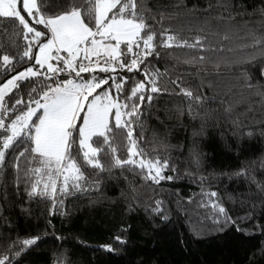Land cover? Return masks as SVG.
<instances>
[{
  "label": "snow or ice",
  "instance_id": "snow-or-ice-1",
  "mask_svg": "<svg viewBox=\"0 0 264 264\" xmlns=\"http://www.w3.org/2000/svg\"><path fill=\"white\" fill-rule=\"evenodd\" d=\"M177 19V25L165 23ZM0 36L15 51L0 43V211L11 187L46 203L49 214L65 215V199L101 192L105 177L120 170L129 212L140 207L167 221L164 201L139 189L158 194L152 185L188 177L200 188L195 207L210 210L204 219L216 232L235 227L251 235L238 221H252V212L233 218L223 200L234 197L211 190L209 177L198 174L203 153L195 138L208 119L214 127L227 125L236 146L226 147L239 166L212 179L243 181L260 198L249 201L252 211L264 206V154L244 157V140L255 135L248 118L264 117V0H208L203 8L176 0L171 11L153 10L148 0H0ZM180 65L194 71L182 72ZM257 66L254 79L248 67ZM165 94L182 97L190 117L201 121L200 131L191 133L197 171L179 172L170 145L154 129L148 134L154 101ZM40 239L18 237L0 264H12Z\"/></svg>",
  "mask_w": 264,
  "mask_h": 264
},
{
  "label": "trees",
  "instance_id": "trees-1",
  "mask_svg": "<svg viewBox=\"0 0 264 264\" xmlns=\"http://www.w3.org/2000/svg\"><path fill=\"white\" fill-rule=\"evenodd\" d=\"M207 2L186 0L189 7L196 4L203 8ZM212 2L215 3V0ZM148 3L153 10L161 8L171 11L176 0H148ZM179 22V19L165 21L172 25ZM9 23L5 21V24ZM0 43L5 44L10 54H15L8 47L5 37L0 36ZM164 66V62H157L161 70ZM178 68L182 72L194 71L184 65ZM248 71L254 79L259 78V66L248 67ZM188 79L192 82L191 76ZM208 91L205 89V92ZM182 99L161 95L154 101L155 115L148 121V134L154 129L158 138L170 145L168 154L181 173L186 169L197 171L190 154L193 143L191 133L193 130L199 132L201 124L199 119L190 117L187 106L181 104ZM211 106L219 107L214 102ZM218 115L211 114L212 117ZM261 119L264 117L259 114L248 118V125L255 135L251 140H244V157L258 158L264 154V137L259 135V130L264 128ZM213 124L214 120L208 119L203 136L195 138L198 150L203 153V163L198 174L203 173L209 177L211 190L219 191L221 196L227 193L234 197L235 202L226 197L223 200L233 218L252 212V221H238V226L247 228L251 235L239 233L235 227L222 233L216 232V226L211 220L204 219L210 210L195 207L200 188L188 177L152 185L154 189L160 190L158 194L139 189L142 196L151 194L164 201L161 207L169 217L167 221L140 207L129 212L127 205L132 201L126 198L128 187L120 176V170H115V178L105 177L101 192L77 194L65 199V215H51L46 203L29 201L23 191L15 194L9 187L7 199L0 211V256H11L9 246L18 237L39 236L41 239L37 245L14 259L12 264H264V206L252 211L249 201L259 203L260 198L254 194L255 189L250 192L243 181L212 179L223 171H231L239 166V161L226 147V144L233 148L236 146L235 140L228 135L230 129L227 125L214 127ZM125 175L136 185L142 183L138 177L128 173ZM257 178H260L259 172ZM190 196L195 197L192 203L187 202ZM194 229L198 230L195 235ZM116 236L122 237L126 243L117 242L114 239ZM103 245H111L114 251H107L101 247Z\"/></svg>",
  "mask_w": 264,
  "mask_h": 264
},
{
  "label": "rangeland",
  "instance_id": "rangeland-1",
  "mask_svg": "<svg viewBox=\"0 0 264 264\" xmlns=\"http://www.w3.org/2000/svg\"><path fill=\"white\" fill-rule=\"evenodd\" d=\"M27 18V17H26ZM30 23H32L31 21H29ZM35 27H37L39 30H41V31H45L44 29H43V27L42 26H40V25H34ZM63 78V77H62ZM85 78H87V74H85Z\"/></svg>",
  "mask_w": 264,
  "mask_h": 264
}]
</instances>
